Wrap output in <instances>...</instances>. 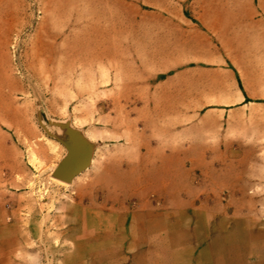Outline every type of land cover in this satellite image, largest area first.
Here are the masks:
<instances>
[{"label": "rangeland", "instance_id": "374dc122", "mask_svg": "<svg viewBox=\"0 0 264 264\" xmlns=\"http://www.w3.org/2000/svg\"><path fill=\"white\" fill-rule=\"evenodd\" d=\"M86 14L0 0V264H264L259 117L187 136L137 111L113 96L129 51ZM76 147L87 164L56 178Z\"/></svg>", "mask_w": 264, "mask_h": 264}, {"label": "crops", "instance_id": "0c3cea01", "mask_svg": "<svg viewBox=\"0 0 264 264\" xmlns=\"http://www.w3.org/2000/svg\"><path fill=\"white\" fill-rule=\"evenodd\" d=\"M80 1L112 48L129 51L114 97L140 99L137 111L166 115L187 136L205 121L231 130L259 117L264 137V0H159L158 10L144 9L151 0Z\"/></svg>", "mask_w": 264, "mask_h": 264}, {"label": "water", "instance_id": "95a60500", "mask_svg": "<svg viewBox=\"0 0 264 264\" xmlns=\"http://www.w3.org/2000/svg\"><path fill=\"white\" fill-rule=\"evenodd\" d=\"M89 160V149H79L76 152L68 151L62 159L60 166L54 171L53 175L63 181H69L75 170L84 167Z\"/></svg>", "mask_w": 264, "mask_h": 264}]
</instances>
